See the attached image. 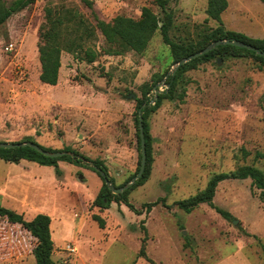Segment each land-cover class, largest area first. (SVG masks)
Returning a JSON list of instances; mask_svg holds the SVG:
<instances>
[{"label": "rangeland", "instance_id": "374dc122", "mask_svg": "<svg viewBox=\"0 0 264 264\" xmlns=\"http://www.w3.org/2000/svg\"><path fill=\"white\" fill-rule=\"evenodd\" d=\"M228 1L225 27L264 37V3ZM1 2L8 6L14 0ZM60 3L77 8L93 24L95 16L138 19L144 6L164 16L156 0H35L10 16L0 26V142L29 139L51 152L70 148L92 160L101 158L115 186H124L141 166L137 99L145 92L154 97L157 87L170 88L167 80L178 61L160 30L144 52L110 55L97 29V37L86 42L100 52L97 60L89 63L64 51L58 84H46L40 79L39 33L45 8ZM207 4L171 0V37L197 41L201 32L216 27ZM173 95L148 117L151 175L124 195L141 213L124 200L109 208L95 205L104 182L84 163L60 159L58 175L53 165L0 158V186L9 179V187L38 203L24 217L51 215L56 264H264V200L250 178L218 185L214 203L231 218L207 203L192 212L175 203L204 189L217 173L244 164L264 170L255 158L257 151L264 152V64L248 54L200 62L177 78ZM160 198L148 210L146 203ZM94 214L105 219L104 228ZM144 238L146 255L140 256ZM36 244L21 224L0 217V264H37Z\"/></svg>", "mask_w": 264, "mask_h": 264}, {"label": "trees", "instance_id": "16d2710c", "mask_svg": "<svg viewBox=\"0 0 264 264\" xmlns=\"http://www.w3.org/2000/svg\"><path fill=\"white\" fill-rule=\"evenodd\" d=\"M35 0H14L10 5H5L0 0V26L4 24L10 16L17 11L26 8ZM171 0H156L157 4L163 9L164 16H160L155 13L149 6L142 8L141 17L135 19L133 17L125 15H117L110 21H105L95 16L96 23L93 24L86 16L70 5L65 3L49 5L45 8L46 21L40 28L39 33V54L41 61V73L40 79L42 82L50 85H57L60 78V68L62 66V53L64 51L70 52L75 55L76 58L83 59L92 63L97 60L100 52L93 48V46L86 44L93 36L97 37L96 30L99 29L105 38L107 47H103L105 54L115 55L121 54L126 49H133L137 52H144L155 33L160 30L163 36V40L170 46L171 53L175 62L180 59L196 53L211 42L219 39H239L249 44L258 47L264 52V37H251L243 32L227 29L224 25L222 14L227 10L229 6L228 0H208L207 14L208 18L214 19L219 24L216 27H210L200 33V37L197 41L190 42H178L171 37V30L174 26V14L173 11L168 10V5ZM264 3V0H261ZM84 51V55L80 54ZM248 54L256 57L262 64H264V56L258 54L254 50L248 48L239 47L232 44H221L212 49L210 52L199 56L187 63L178 67L174 75L168 77L167 83L170 84V88H166L164 91L159 92L157 99L153 96H148L145 92L143 98L137 99L138 106V137L141 145V135L139 126V110L143 112V124H144V136L146 140L147 148V164L145 171L141 178L137 179L134 184L127 190L121 193L115 194L108 182H112L115 185L114 180L109 174L108 166L101 158L92 160L91 158L80 154L78 151H73L75 156L68 154L52 157L43 154L31 146H21L15 148H6L0 146V158L7 161L20 162L22 159H28L31 161H37L41 164L53 165L56 168L58 175L62 174L59 167L58 160L71 159L77 163L82 164L80 157H85L88 161H91L93 165L85 164L89 166L102 177L104 187L97 194L94 204L101 208H109L113 201L124 202L130 206L133 210L138 211L133 204H131L124 195H128L135 187L144 184L151 175L152 163H153V146H152V134L148 125V117L150 113L161 106L162 99H174L173 89L177 83V78L190 69L198 68L200 62L217 58L218 62L227 55H244ZM155 101V103H153ZM25 141H29L26 139ZM245 153H247L245 151ZM142 153L140 155L141 165ZM255 158L262 160L264 163V152L257 151ZM140 167L138 168V172ZM137 172V173H138ZM136 173V174H137ZM252 180L254 186L261 190L260 197L264 200V170L253 164L240 165L236 169L230 172H220L215 174L208 182L207 186L188 198L181 199L175 203L184 211L192 212L200 204L207 203L221 213L226 218H231L232 215L229 211L220 208L215 205L214 197L220 182L229 179H248ZM131 178L129 179V181ZM161 198L147 202L148 210L156 206L161 202ZM139 212V211H138ZM141 213V212H139ZM0 217H5L9 222L21 224L27 229L36 239L37 244L34 248V255L37 264H56L53 260L54 253V239L52 236V217L48 213L39 212L32 219H26L23 213L6 207L0 204ZM94 219L99 222L101 228L105 227V219L99 214H94ZM144 229L145 225L143 226ZM146 238L143 240L142 247L139 255H146L145 249ZM155 264V263H153Z\"/></svg>", "mask_w": 264, "mask_h": 264}, {"label": "water", "instance_id": "95a60500", "mask_svg": "<svg viewBox=\"0 0 264 264\" xmlns=\"http://www.w3.org/2000/svg\"><path fill=\"white\" fill-rule=\"evenodd\" d=\"M221 44H232V45H236L239 47H243V48H248L250 50H254L256 51L258 54L264 56V52L262 50H260L258 47L249 44L247 42H244L242 40L239 39H219L216 41H213L212 43H210L208 46H206L205 48H203L202 50L193 53L187 57L182 58L181 60H179L176 63L175 68L171 71L170 74L174 75L178 69V67H180L182 64L187 63L199 56H202L208 52H210L212 49H214L215 47H217L218 45ZM221 60V59H220ZM219 60V61H220ZM168 74L166 76V78L170 75ZM165 83V82H164ZM159 92H161V90L157 87L156 88V93L154 98L157 99ZM131 97L136 98L135 94H132ZM153 103H155V101H153ZM143 112L142 109L139 110V126H140V135H141V153H142V158H141V166H140V170L138 172L137 175H135L127 184H125L124 186L121 187H117L115 186L112 182H108L109 186L112 188L114 193H121L124 192L125 190H127L129 187H131L134 182L141 178L145 168H146V164H147V148H146V140H145V136H144V124H143ZM0 146L1 147H6V148H15V147H21V146H31L33 148H35L36 150L42 152L43 154L47 155V156H52V157H59L65 154H70L72 156H75V153L72 151H56V152H51L48 150H45L44 148H42L41 146H39L38 144L31 142V141H25V142H20V143H6V142H0ZM81 161L84 164H89V165H93L91 161H88L85 157H80ZM235 223H238L239 220L235 219L234 220Z\"/></svg>", "mask_w": 264, "mask_h": 264}, {"label": "crops", "instance_id": "0c3cea01", "mask_svg": "<svg viewBox=\"0 0 264 264\" xmlns=\"http://www.w3.org/2000/svg\"><path fill=\"white\" fill-rule=\"evenodd\" d=\"M22 176L24 177V175ZM8 180L9 179H6L4 184L0 186V204L15 210H20L22 213L27 208H36L38 206L37 201L32 200L29 194L22 195L18 188L13 186L9 187ZM17 195L21 197H17Z\"/></svg>", "mask_w": 264, "mask_h": 264}]
</instances>
